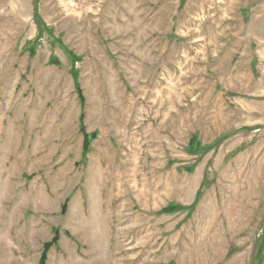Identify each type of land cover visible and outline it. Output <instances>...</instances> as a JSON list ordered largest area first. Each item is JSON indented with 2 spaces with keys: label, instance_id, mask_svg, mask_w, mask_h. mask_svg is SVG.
Returning <instances> with one entry per match:
<instances>
[{
  "label": "rangeland",
  "instance_id": "rangeland-1",
  "mask_svg": "<svg viewBox=\"0 0 264 264\" xmlns=\"http://www.w3.org/2000/svg\"><path fill=\"white\" fill-rule=\"evenodd\" d=\"M0 264H264V0H0Z\"/></svg>",
  "mask_w": 264,
  "mask_h": 264
},
{
  "label": "trees",
  "instance_id": "trees-1",
  "mask_svg": "<svg viewBox=\"0 0 264 264\" xmlns=\"http://www.w3.org/2000/svg\"><path fill=\"white\" fill-rule=\"evenodd\" d=\"M49 246H50V245H49V244H47L45 247H46V248H48Z\"/></svg>",
  "mask_w": 264,
  "mask_h": 264
}]
</instances>
